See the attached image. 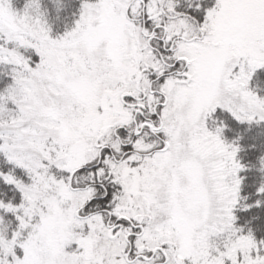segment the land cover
Instances as JSON below:
<instances>
[{"label": "snow or ice", "instance_id": "1", "mask_svg": "<svg viewBox=\"0 0 264 264\" xmlns=\"http://www.w3.org/2000/svg\"><path fill=\"white\" fill-rule=\"evenodd\" d=\"M178 5L81 0L53 37L39 0H0V181L20 194L0 199V264H264L214 116L264 121V0Z\"/></svg>", "mask_w": 264, "mask_h": 264}, {"label": "trees", "instance_id": "2", "mask_svg": "<svg viewBox=\"0 0 264 264\" xmlns=\"http://www.w3.org/2000/svg\"><path fill=\"white\" fill-rule=\"evenodd\" d=\"M11 2L18 12H22L26 0H11ZM80 2L81 0H59V3L56 0H39L40 11L44 13V19L51 29V36L63 34L74 26L79 15ZM195 2L196 0H193V4ZM214 2L215 0H199L201 8L193 14L202 16L204 9L211 7ZM178 7L192 11L188 9V0H179ZM9 71L10 66L0 64V86L10 81V77L5 75ZM250 86L259 96L264 97V69H258L253 73ZM214 116L223 122L224 138L239 146L237 159L245 165V168L239 172V175L244 177L240 187V196L244 199L233 209L237 217L235 224L244 232L251 229L257 240L264 239V203H261L259 207L254 204L257 199L264 201V194L256 193V188L264 182V172L260 170L259 164V158L264 156V121L239 122L226 110L220 108H217ZM12 167L0 154V170L7 171ZM13 171L17 176L23 175V171L19 168H14ZM0 199L5 201L11 199L14 203H18L20 194L13 186L5 185L0 181ZM243 204H250L252 207L244 209ZM5 219L12 220V224L8 227V234H10L16 221L11 213H8ZM16 251L20 254L18 249Z\"/></svg>", "mask_w": 264, "mask_h": 264}, {"label": "rangeland", "instance_id": "3", "mask_svg": "<svg viewBox=\"0 0 264 264\" xmlns=\"http://www.w3.org/2000/svg\"><path fill=\"white\" fill-rule=\"evenodd\" d=\"M258 69H264V66H262V67H260V68H258ZM257 69V70H258ZM256 71V70H255ZM250 82H251V78H250V81H249V88L251 89V86H250ZM252 90V89H251ZM216 119V122H217V124L220 122L217 118H215ZM215 124H213L211 121L209 122V128H210V130H214V128H215ZM223 130H224V128H222V139H224L227 143H231V142H228L225 138H224V136H223ZM8 231V230H7ZM10 235V234H9ZM19 250V253L20 254H18V255H22V250L21 249H19L18 247L16 248V250Z\"/></svg>", "mask_w": 264, "mask_h": 264}]
</instances>
